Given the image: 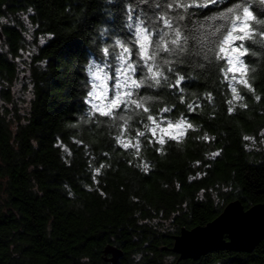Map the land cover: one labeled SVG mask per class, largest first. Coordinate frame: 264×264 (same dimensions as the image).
Returning a JSON list of instances; mask_svg holds the SVG:
<instances>
[{
	"label": "trees",
	"instance_id": "trees-1",
	"mask_svg": "<svg viewBox=\"0 0 264 264\" xmlns=\"http://www.w3.org/2000/svg\"><path fill=\"white\" fill-rule=\"evenodd\" d=\"M153 2L0 0V264H264V239L251 251L197 259L177 260L170 249L182 227L205 225L228 202L246 209L264 201V47L244 58L254 92L236 85L241 101L216 62L199 57L177 66L183 91L141 88L153 97L150 112L119 110L133 116L123 139L135 143L145 132L138 154L116 140L122 121L93 113L87 101L89 65H102L116 84L117 65L103 49L130 44L127 25L143 19L141 9L158 12ZM20 72L29 81L25 110ZM149 114L192 128L161 145L144 128ZM107 244L123 251L115 263L103 259Z\"/></svg>",
	"mask_w": 264,
	"mask_h": 264
},
{
	"label": "snow or ice",
	"instance_id": "snow-or-ice-1",
	"mask_svg": "<svg viewBox=\"0 0 264 264\" xmlns=\"http://www.w3.org/2000/svg\"><path fill=\"white\" fill-rule=\"evenodd\" d=\"M140 2L149 4V0ZM261 3L264 4V0H261ZM221 5L224 7H220ZM149 7L159 11L150 14L149 11L141 9L143 19L138 13L135 23L127 25L128 29H134L135 38L130 44L117 39L111 49H103L104 55L114 57L117 65L114 71L115 91L111 95L107 81L112 77L99 65L92 64L88 68L93 81L100 82L93 83L92 90L88 92V103L92 112L111 118L113 123L122 121L117 125L121 132L116 140L124 148L134 147L137 154L140 149L138 138L145 136V132L135 133V143L131 139H123L125 133L130 131L133 116L120 114L119 110L123 106L125 112L135 108L149 113L153 97L141 95V88L167 86L183 91L180 86L185 81V76L177 71V66L186 61L191 62L193 57H199L206 62H216L224 79L229 81L233 100L241 101L243 96L236 85L254 92L250 73L255 70L249 67L244 58L257 56L255 47H264V19H259L256 15L258 11L264 16V8L257 5L254 9L252 0H154ZM204 10H210V14ZM135 11L136 8L129 10V21H132V13ZM117 47L120 49L118 52ZM196 66L203 68L204 64L198 63ZM166 73L174 74V82H170ZM233 100L229 103L232 104ZM240 106L246 107L244 104ZM188 107L191 109L192 105ZM161 111L167 113L171 109L165 107ZM146 119L150 125L146 123L144 128L156 137V142L161 145L166 142L165 137L179 140L187 129L192 128L184 119L172 122L157 119L151 114L147 115ZM204 139L208 137L205 136ZM147 167L145 164V170Z\"/></svg>",
	"mask_w": 264,
	"mask_h": 264
},
{
	"label": "water",
	"instance_id": "water-1",
	"mask_svg": "<svg viewBox=\"0 0 264 264\" xmlns=\"http://www.w3.org/2000/svg\"><path fill=\"white\" fill-rule=\"evenodd\" d=\"M172 239L170 249L177 254V260L197 259L217 249L251 251L264 239V201L245 209L239 200H232L213 220L192 228L182 227ZM122 254L120 248L110 244L103 249V259L111 263Z\"/></svg>",
	"mask_w": 264,
	"mask_h": 264
},
{
	"label": "rangeland",
	"instance_id": "rangeland-1",
	"mask_svg": "<svg viewBox=\"0 0 264 264\" xmlns=\"http://www.w3.org/2000/svg\"><path fill=\"white\" fill-rule=\"evenodd\" d=\"M28 33H27V39H28V42H29V44L31 45V47H33V45H32V39H31V32H30V29L27 31ZM0 47H1V40H0ZM34 49V48H33ZM95 65H99V64H95ZM101 68H104L102 65H99ZM106 71V70H105ZM107 72V71H106ZM23 75V73L22 72H20L19 73V75H18V77H19V79H18V82H17V84H16V88L17 89H19L21 86H23V85H25V92L23 93V97H24V101L23 102H19V104H18V107L21 109V110H25L26 109V103H27V100H28V98H29V81L28 80H26L25 78L23 79V80H21L20 78H21V76ZM93 83H100L99 81H93V78L91 77V85L93 84ZM107 84H108V87H109V94L111 95L112 94V92L113 91H115V84H112L111 85V82H110V79L107 81ZM91 90H92V86H91ZM90 90V91H91ZM90 98L88 97L87 98V101L89 100ZM174 132H178V131H180V130H173ZM184 134V133H183ZM183 136V135H182ZM156 138V137H155ZM166 138H168V137H165V139ZM156 140H157V138H156Z\"/></svg>",
	"mask_w": 264,
	"mask_h": 264
}]
</instances>
